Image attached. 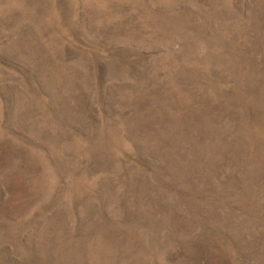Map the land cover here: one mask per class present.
Masks as SVG:
<instances>
[{
    "label": "rangeland",
    "instance_id": "obj_1",
    "mask_svg": "<svg viewBox=\"0 0 264 264\" xmlns=\"http://www.w3.org/2000/svg\"><path fill=\"white\" fill-rule=\"evenodd\" d=\"M0 264H264V0H0Z\"/></svg>",
    "mask_w": 264,
    "mask_h": 264
}]
</instances>
